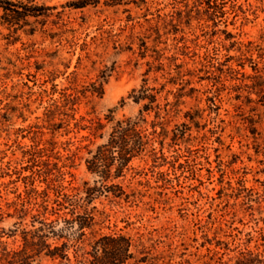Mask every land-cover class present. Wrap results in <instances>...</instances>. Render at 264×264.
<instances>
[{
  "label": "rangeland",
  "instance_id": "1",
  "mask_svg": "<svg viewBox=\"0 0 264 264\" xmlns=\"http://www.w3.org/2000/svg\"><path fill=\"white\" fill-rule=\"evenodd\" d=\"M32 2L49 9L0 22V241L44 191L87 186L141 264H264V0ZM142 88L155 133L103 179L88 161Z\"/></svg>",
  "mask_w": 264,
  "mask_h": 264
},
{
  "label": "trees",
  "instance_id": "2",
  "mask_svg": "<svg viewBox=\"0 0 264 264\" xmlns=\"http://www.w3.org/2000/svg\"><path fill=\"white\" fill-rule=\"evenodd\" d=\"M46 9L49 7L33 4L32 0H0V22L8 29H18L28 22V17L37 19L45 15ZM134 98L136 102L148 99L139 116L115 121L108 141L98 146L88 161V170L99 173L103 179L111 174L109 160L114 151L120 158L115 174L120 175L131 157L146 148L149 135L155 133L146 132L142 115L143 111L154 110L155 116L160 117V107L153 104L155 95L147 94L142 88ZM94 191L95 188L87 186L73 194L57 189L51 202L44 191L45 196L35 212L21 211L18 221L9 229L7 236L14 237L13 244L8 246L0 241V264H141L147 261L146 247L140 240L120 232L100 231L103 212L97 214L95 206L89 207Z\"/></svg>",
  "mask_w": 264,
  "mask_h": 264
}]
</instances>
